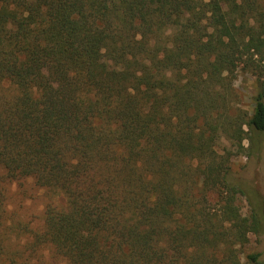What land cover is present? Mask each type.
Masks as SVG:
<instances>
[{
    "label": "trees",
    "instance_id": "obj_1",
    "mask_svg": "<svg viewBox=\"0 0 264 264\" xmlns=\"http://www.w3.org/2000/svg\"><path fill=\"white\" fill-rule=\"evenodd\" d=\"M237 70L263 132L264 0H0V264H264ZM26 179L52 233L7 206Z\"/></svg>",
    "mask_w": 264,
    "mask_h": 264
},
{
    "label": "rangeland",
    "instance_id": "obj_2",
    "mask_svg": "<svg viewBox=\"0 0 264 264\" xmlns=\"http://www.w3.org/2000/svg\"><path fill=\"white\" fill-rule=\"evenodd\" d=\"M152 17L155 21L161 18L157 8L153 9ZM256 84V78L252 74L241 70H237L230 77V85L232 91L235 93L232 105L242 109L244 113L243 129L248 130L250 135V137L243 139L242 143L249 147L251 152V156L247 158L245 156H231L228 151H220L222 159L232 164L235 170L239 169L240 166L246 164L252 158V167L257 166L260 164L264 153V131H256L250 125ZM252 170L254 171V169H251L247 181L243 183L245 193L243 203L256 216V221H253L250 234L251 244L254 245L259 239H263L264 241V188L258 181L254 180L255 177H253ZM7 195V206L12 213L14 212L24 221L31 220L33 222L32 225L37 223L41 227H46L50 233L53 232V220L45 214V210L50 204L63 206L65 199L62 195H55L40 188L34 183L33 179L22 181V187H19L16 182L8 185Z\"/></svg>",
    "mask_w": 264,
    "mask_h": 264
}]
</instances>
